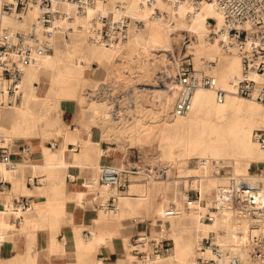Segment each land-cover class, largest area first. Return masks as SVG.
Wrapping results in <instances>:
<instances>
[{
    "label": "bare ground",
    "instance_id": "bare-ground-1",
    "mask_svg": "<svg viewBox=\"0 0 264 264\" xmlns=\"http://www.w3.org/2000/svg\"><path fill=\"white\" fill-rule=\"evenodd\" d=\"M60 7L66 10L70 17L56 16L54 24L49 27H43L36 20L39 9L35 4L29 5L25 15L2 13L1 27L10 26L14 29L27 30L34 23L39 39L49 38L52 48L51 51H39L32 47L26 58L20 62L23 72L15 91V95H19L20 100L11 102L7 100L8 97L1 92L5 81L0 79V125H4L14 110L23 132L36 133L38 126L44 127L42 131L44 132L47 129L46 124L58 120V113L53 110L55 106H59L60 99L69 93H76L79 81L87 78L83 73L85 67L92 66L94 61L101 63L106 60L109 65L113 61L122 62L134 52L139 53L149 49L158 52L159 58L164 61L158 74L164 91L156 101L158 106H150V103L142 104L137 91L134 109L135 112L139 111V115L133 118L124 115L111 117L106 99L98 100L94 97L89 98L84 93L79 94L76 111L79 113V122L87 129V135H83L78 126H75L74 130L68 127L58 130L63 137L59 158L53 157L51 149L43 143L44 152L49 156L47 162L50 168L48 174L39 178L42 183L35 187L36 190L41 194L46 193L47 179L51 182L55 181V178L64 180V172L53 174L54 167L57 164L65 165L66 161L61 157L62 152L66 148L67 140L74 136L79 139L82 152L85 147L87 148L90 158L80 159L79 152L71 149L74 159L69 166L75 169L87 163V167H91L92 173L85 182L93 193L87 196L85 202L86 194L77 191L71 194L69 191L70 205L75 199L78 201L83 199L85 204H94L95 200H98L101 206L96 212L100 216L112 214V207L108 204V196L112 193L122 211L130 212L135 208L149 207L152 211V222L158 229V233L151 235L170 237L172 245L163 253L149 256L145 252L142 259L144 263L198 264L196 255L199 240L207 236H211L223 246H233L242 260H250L252 255L249 236L258 234L264 229V217L243 216L231 210H213L210 206L214 201V188L218 184L227 182L230 177L251 176L264 182V168L258 175L248 173L252 161L264 167V151L252 137L254 128H264V104L251 97H240L242 95L235 92L232 80L242 74L239 57L235 53H225L217 40L207 37L209 29L207 16L214 17L218 23L224 19V12L217 0H202L197 5L192 0H95L94 4L87 7L85 14L78 13L83 19L75 16L76 22L70 21L74 19L71 13L74 9L72 3L64 2ZM108 11H112L114 18L122 15L129 17L130 35L128 34L124 41L110 42L96 36L100 25L99 17ZM140 20H143L144 25L139 24ZM46 29L50 32H46ZM175 32L195 36L188 51L195 55L196 66L204 68L207 59L215 60V64L211 63L208 71L216 76L217 86L226 90L223 101L217 100L214 86L199 85L193 91L192 106L189 111L181 115L170 113L177 95V81L172 65L174 63L172 37L175 36H173ZM125 42L126 46L123 45ZM9 54L14 56L12 51ZM109 75L106 73L105 78ZM43 76H48V83L45 86L33 84L34 80L40 81ZM146 91L145 89L143 93ZM82 96L83 103L80 102ZM96 125L99 126V137L109 138L112 134V139L114 138L112 148L121 151L119 155L112 157L117 158L116 163L104 161L106 158L109 159L108 148L94 147L92 134ZM152 135H156L159 140L158 156L169 164L175 163L180 166L187 155L198 158L195 165L184 169L189 179L188 184L198 193L191 204L185 203L179 195L180 178H171L164 182L150 175L148 179L150 182L145 189L146 195L141 194L139 197L123 195L119 187H111L99 181L101 165L113 164L120 169V181L126 184L129 176H133V181L130 179L132 181L130 188L139 190L142 183L137 181L138 170L135 164L128 165L126 152L124 155V144L125 141L142 144L150 140ZM40 136L44 140L42 134ZM13 160H10L9 164H12ZM6 164L0 161V170H5L8 176L17 172L24 174L27 166L35 165L28 161L9 168L7 166L9 164ZM222 165L227 168L229 166L230 170L227 171L232 175L222 174L220 171ZM132 172L134 174L130 175ZM69 173L70 177L75 176L71 169ZM156 190L161 192V199L153 200V193ZM17 191L30 192V189L24 182H15L13 189L7 194ZM168 200L175 203L178 212L174 215L164 213L169 205ZM29 209H34L33 202ZM208 214H213L212 220L204 219ZM129 246L126 243V250L120 254L119 264H132L134 255L129 252ZM142 247L145 251L149 249L147 243ZM220 260L223 264H228L225 257L220 256ZM99 263L106 264L101 261Z\"/></svg>",
    "mask_w": 264,
    "mask_h": 264
},
{
    "label": "built area",
    "instance_id": "built-area-1",
    "mask_svg": "<svg viewBox=\"0 0 264 264\" xmlns=\"http://www.w3.org/2000/svg\"><path fill=\"white\" fill-rule=\"evenodd\" d=\"M106 1V0H105ZM199 4L202 0H192ZM0 79L5 81L2 92L10 94L15 92L20 82L23 68L20 62L26 58L31 48L39 51L51 50L52 45L48 38L39 39L36 27L33 23L27 30L14 29L10 26L1 27L2 13L26 14L30 4H35L39 11L36 20L49 27L53 25L54 18L60 16L69 18L70 14L60 5L69 2L74 5V11L85 14L87 7L94 4L95 0H0ZM224 12V19L220 23L212 16H207L209 29L207 37L217 40L221 50L225 53H235L241 63L242 74L232 80L236 93L254 98L264 104V0H217ZM99 29L97 37L110 42L124 41L129 34V17L122 15L114 18L112 11L102 13L99 17ZM50 32L49 29L45 30ZM14 52L10 56L9 52ZM213 60L207 59L205 67L195 65L193 53L188 50L178 52L174 56V72L177 81V95L170 110L171 114H185L192 106L194 89L199 85L215 87V96L218 101H223L226 90L217 86V78L208 71ZM87 97L104 98L109 101L112 114L120 115L125 108L119 105L121 94L116 89V83L112 81V75L100 80L97 84L84 89ZM253 138L264 151V128H256ZM50 146L57 144L55 139L50 140ZM20 150L28 151L29 144H19ZM13 150L11 141H0V161L9 164ZM262 166V165H261ZM260 166V167H261ZM260 167H258L260 169ZM38 182L37 178H34ZM99 181L109 186L121 188L124 183L120 181V169L113 164H102L99 169ZM187 194L186 203L196 198ZM115 195L110 194V202L113 204ZM26 200L23 205H27ZM213 210H231L243 216L254 218L264 217V182L251 178V176L230 177L223 184H218L214 190V201L210 206ZM175 205H168L166 215L176 214ZM212 220L213 214L204 217ZM133 221L143 223V228L131 236L133 251L140 256L154 255L166 252L172 245L170 237H156L150 234V224L144 218L133 216ZM89 232V231H88ZM252 258L242 260L233 246H223L211 236L199 240L198 264H223L220 256L227 259L228 264H264V229L258 234H250ZM144 243L149 245L148 250L141 247Z\"/></svg>",
    "mask_w": 264,
    "mask_h": 264
},
{
    "label": "crops",
    "instance_id": "crops-1",
    "mask_svg": "<svg viewBox=\"0 0 264 264\" xmlns=\"http://www.w3.org/2000/svg\"><path fill=\"white\" fill-rule=\"evenodd\" d=\"M71 13L74 19L70 21L76 22V15L83 19L74 9ZM85 69L89 70L91 68L85 67L83 69L84 74ZM94 71H91V75L94 74ZM47 79L48 76H43L40 81L34 80L33 84L45 86L48 83ZM91 85L85 86L84 89ZM2 93L8 97L7 100L9 102L20 100V96L15 95V92L10 94ZM77 99L78 96L75 93L65 99H60L58 120L50 127L49 131L55 136L51 139L42 140L40 136L44 130L42 126H38L36 133L33 134L23 132L22 127L18 124L17 113L14 110L11 116L7 117L8 119L4 125H0V132L2 129L3 131L9 130L8 133L10 134L16 132L19 136L26 138L23 141H20L19 138L5 139L7 135L0 134V141H11L13 150L16 151L12 155V159H14L12 164L6 165L9 168H14V166L16 167L28 161L35 164L27 166L24 174L17 172L8 176L9 174L5 170H0V264H100V261L106 264H119L121 260L120 254L125 252L126 243L130 245L129 252L134 255L132 264H146L142 261L145 252L143 256H140L131 249L133 247L131 236L141 231L144 224L136 223L132 217V225L130 226L126 224V218L133 213L141 212L143 208L149 210V207L135 208L130 212L127 210L122 211L121 206L116 204L115 200L113 204L110 202L109 195L108 204L112 207V214L100 216L96 212L101 206L98 200H95L94 204H85L84 201L86 202L87 196L89 197L93 193V191L88 189L85 182V179L92 173L91 167H87V163L75 169L69 166L74 159L72 150L79 152L80 159L88 160L90 158L86 147L83 152L81 151L79 139L73 136L67 140L66 148L62 152L64 155L62 154L61 156L66 163L65 165L57 164L54 167L55 171L53 174L64 172V180L55 178V181L51 182L47 179V192L44 194L39 193L35 188L42 183L39 178L48 174V169L50 168L47 162L49 156L44 152L43 143L51 149L53 157L59 158V148L62 146L63 137L58 133V130H62L65 127L74 130L75 126H78L81 133L87 135V129L79 122V113L75 109ZM98 129L99 126L96 125L92 134L94 147L108 148L110 163H116L117 158L112 157L119 155L121 151L112 148V134L109 138H101L98 135ZM52 139L57 142L55 146H50L48 143ZM22 143L29 144L28 151L20 150L19 144ZM75 143L77 144L75 145ZM80 151L82 154H80ZM104 161L108 162V159L106 158ZM70 169L75 176L70 177ZM34 178H37L38 182H35ZM15 182H24L30 192L17 191L7 194L8 191L13 189ZM125 186L124 189H121L123 191L121 194L124 193L123 195L132 197H139L141 194L146 195V190L144 192L138 191L139 194L135 193V191H130V182L125 184ZM69 191L71 194L74 191L82 192L83 195L86 194L84 201L83 199L79 201L75 199L74 203L70 205ZM187 193V190H185L182 195L185 203ZM196 195L198 196L197 192ZM24 200L26 202L29 201V205H23ZM31 202L34 204V209H29ZM168 202L169 205H175L170 200ZM19 205H22V207ZM149 211L151 214L152 211ZM7 223H12V225H7ZM130 230H133L131 234H129ZM153 233H158L154 222H152L150 228V234ZM85 238L87 239L85 240ZM143 250L145 249L143 248Z\"/></svg>",
    "mask_w": 264,
    "mask_h": 264
},
{
    "label": "rangeland",
    "instance_id": "rangeland-1",
    "mask_svg": "<svg viewBox=\"0 0 264 264\" xmlns=\"http://www.w3.org/2000/svg\"><path fill=\"white\" fill-rule=\"evenodd\" d=\"M139 24H143V20L138 21ZM144 25V24H143ZM183 32L182 30H179V32ZM179 32L173 33L172 40H173V62H174V56L178 52H183L188 50V48L191 46L192 39H195V36L192 35H187V34H178ZM68 35V33H67ZM130 35V31H129ZM182 36V37H181ZM178 40V41H177ZM126 46V42L123 44ZM146 52V54H144ZM195 55L193 54V57ZM123 58V57H122ZM106 60H103L101 63L94 61L93 66H89L91 69H85V74H86V79L79 81L76 93L78 96V101L77 105L75 106V109H78V104H79V94L83 95L84 93V87L87 85H94L97 84L100 80L106 79V73H109L112 75V81L116 83V89L117 91L121 94V100L119 101V105L124 106L125 108L123 111H121L120 115H124L126 117L133 118L134 116L139 115V111L135 112L134 106L136 103V93L137 91L139 92L138 97L139 99L142 100V104L150 103V106H158V98L161 96L162 91H164V87L161 85L158 74H160L162 64L164 63L163 59L159 58L158 52H155L153 49H149L144 52H134L133 54L131 53L130 55L127 56V60H123L121 63L119 61H113L109 63ZM195 63V59H194ZM212 64H215L212 62ZM161 65V66H160ZM174 67V63L172 64ZM196 65V63H195ZM160 66V67H159ZM160 68V69H159ZM110 69V70H109ZM94 71V74L91 75V71ZM108 70V71H107ZM120 70V71H119ZM122 70V71H121ZM110 71V72H109ZM110 75L108 77H110ZM175 75V74H174ZM107 77V78H108ZM155 84V85H154ZM91 85V86H92ZM152 85V86H151ZM158 85V86H157ZM147 90L145 93H143L144 90ZM73 95V93H69L65 96H63L62 99H65L66 97H69ZM142 97H140V96ZM238 95V94H236ZM240 96V95H238ZM243 97V96H240ZM96 98V97H94ZM247 98V97H245ZM98 100H101V98H96ZM144 99V101H143ZM150 99V101H149ZM103 100V99H102ZM152 100V101H151ZM255 100V99H254ZM84 98L82 96V100L80 101L83 103ZM109 111H110V116L112 117L113 114L111 111V107L109 106V103L107 100ZM257 101V100H256ZM59 106H55L54 112L57 114ZM169 111V110H168ZM135 112V113H134ZM125 113V114H124ZM169 113V112H168ZM129 116H128V115ZM169 116V114H168ZM55 124L54 122H50V124H46L47 129L42 132V136L45 140L51 139L52 137H55L52 135V132L50 131V127H52ZM262 128V127H260ZM256 128L253 129V132ZM253 132H252V137H253ZM60 134V131H58ZM0 134H5L7 137L5 139H16L19 138L20 141L25 140V137L19 136L16 133H8L6 131H1ZM62 135V134H61ZM4 139V140H5ZM114 138L112 139V141ZM4 142V141H3ZM159 143L158 137L156 135H152L150 140H146L144 143L139 144V143H132L125 141V150H124V155L126 152V161L128 165L130 166L132 163L135 164L136 170H138V179L137 181L141 182L142 186L140 187L139 190H132L130 188V191H135V193L139 194V192H144L148 183L150 182L148 179L150 178V175H153L162 181H167L168 179L171 178H180V184L178 185L179 189V195L182 197L183 192L187 190V192L190 195H195L197 192L196 189L191 188L189 183L188 176L186 174V167L195 165L197 162V157L194 155H187L185 156L184 162L182 165H177L175 163L169 164L167 161H164L158 156V148L157 144ZM108 159V158H107ZM109 160V159H108ZM156 165V166H155ZM261 164H257L255 161H252L250 166H249V174L253 175H258L261 172V169L264 167H260ZM157 167V168H156ZM169 167V168H168ZM260 167V169L258 168ZM168 168L167 170H164ZM229 166L228 168L226 166H220V171L222 174L226 175H232L230 171ZM226 171V172H225ZM141 172V173H140ZM145 172V173H143ZM147 172V173H146ZM228 172V173H227ZM140 173V174H139ZM134 174L132 172L130 175ZM264 174V170H263ZM165 176V177H164ZM130 179L133 181L132 177L129 176ZM148 177V178H147ZM164 178V179H163ZM131 180H127V183H131ZM126 186L125 184L119 188V189H124ZM215 190V188H214ZM214 190H213V198H214ZM121 191V190H120ZM137 191V192H136ZM139 191V192H138ZM123 192V191H121ZM159 194V195H158ZM156 196V197H155ZM161 192H156L153 193V200H158L161 199ZM158 198V199H157ZM150 210V209H149ZM147 208H143L141 212L138 213H133L131 214L127 219V225H132L131 218L133 216H136L138 218H144L146 219L149 224L150 228L152 226V216L149 213ZM13 227V226H11ZM149 228V231H150ZM133 230H130L129 234H131ZM197 256V255H196Z\"/></svg>",
    "mask_w": 264,
    "mask_h": 264
}]
</instances>
